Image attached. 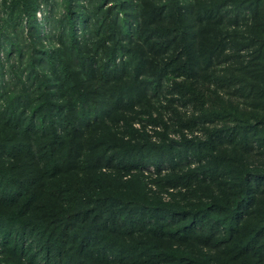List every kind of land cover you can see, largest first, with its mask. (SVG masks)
<instances>
[{
    "label": "trees",
    "instance_id": "16d2710c",
    "mask_svg": "<svg viewBox=\"0 0 264 264\" xmlns=\"http://www.w3.org/2000/svg\"><path fill=\"white\" fill-rule=\"evenodd\" d=\"M0 252L264 264V0H0Z\"/></svg>",
    "mask_w": 264,
    "mask_h": 264
},
{
    "label": "rangeland",
    "instance_id": "374dc122",
    "mask_svg": "<svg viewBox=\"0 0 264 264\" xmlns=\"http://www.w3.org/2000/svg\"><path fill=\"white\" fill-rule=\"evenodd\" d=\"M39 17L43 18V14L39 13ZM136 128H141L139 123H137ZM155 130H159L156 126L153 125H148L146 131L150 134H154ZM4 256V253L0 252V264H15L14 262L9 261L7 258Z\"/></svg>",
    "mask_w": 264,
    "mask_h": 264
}]
</instances>
